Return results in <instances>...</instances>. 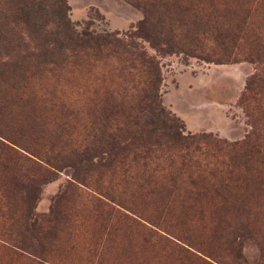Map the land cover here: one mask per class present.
Returning a JSON list of instances; mask_svg holds the SVG:
<instances>
[{
  "label": "rangeland",
  "instance_id": "374dc122",
  "mask_svg": "<svg viewBox=\"0 0 264 264\" xmlns=\"http://www.w3.org/2000/svg\"><path fill=\"white\" fill-rule=\"evenodd\" d=\"M63 1L74 36L127 40L142 18L126 0ZM216 14L191 55L135 41L157 60L159 103L181 133L234 144L254 127L264 133V81L246 89L251 79L264 78V62L251 59L264 57V24L248 21L237 33L224 12ZM219 35L229 37L212 40ZM54 74L41 73L19 92L20 101L11 92L8 106H0V264H264L258 172L237 173L225 189L204 197H181L179 185L177 196L167 198L166 187L151 186L143 196L135 194L136 183L124 188L77 175L69 153L84 137L74 118L76 91L72 84L55 86Z\"/></svg>",
  "mask_w": 264,
  "mask_h": 264
},
{
  "label": "trees",
  "instance_id": "16d2710c",
  "mask_svg": "<svg viewBox=\"0 0 264 264\" xmlns=\"http://www.w3.org/2000/svg\"><path fill=\"white\" fill-rule=\"evenodd\" d=\"M126 1L142 18L123 40L110 34L74 36L63 0H0V106H8L5 98L12 100L7 96L11 92L20 101L19 92L40 80L41 73L55 72V86L72 84L76 91L74 118L84 137L69 152L75 173L105 177L110 186L136 183V195H150L146 188L162 186L168 189L163 197H174L175 188L184 185L181 197H204L225 189L240 172L256 171L255 178L264 180V133L254 127L247 139L234 144L182 134L159 103L157 60L135 41L155 52L191 55L219 10L237 33L248 21L264 24V0ZM258 57L251 59L264 62ZM263 81L251 79L247 91ZM28 101L25 107L31 105ZM246 115L251 117L248 111Z\"/></svg>",
  "mask_w": 264,
  "mask_h": 264
}]
</instances>
